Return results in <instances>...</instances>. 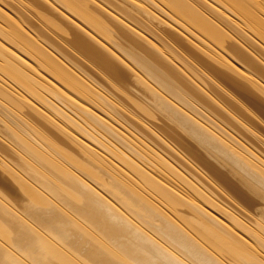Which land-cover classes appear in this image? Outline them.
<instances>
[{"label": "bare ground", "instance_id": "1", "mask_svg": "<svg viewBox=\"0 0 264 264\" xmlns=\"http://www.w3.org/2000/svg\"><path fill=\"white\" fill-rule=\"evenodd\" d=\"M260 76L264 0H0L2 157L62 205L23 184L31 224L0 219V264H264V154L240 135L264 138L210 96L264 100Z\"/></svg>", "mask_w": 264, "mask_h": 264}, {"label": "rangeland", "instance_id": "2", "mask_svg": "<svg viewBox=\"0 0 264 264\" xmlns=\"http://www.w3.org/2000/svg\"><path fill=\"white\" fill-rule=\"evenodd\" d=\"M48 31H49V33L51 35H54V38L57 39V36L59 38H62L61 36H59L53 30H48ZM179 35H180L181 38L187 39L183 35H181V34H179ZM82 49H83L82 47H80L78 49L77 48L71 49L72 51H70L68 53V57L73 59V60H75L87 74H91L95 78V80H97L98 74L94 71V68H93L94 65H91V66L86 65L85 62H88V60H87V58L85 56H83ZM172 49L176 51V46L173 45ZM177 55H178L177 57H178L179 60L188 59V56L186 54H184V53H181L180 51H178ZM187 76H188V74H187ZM260 77H261V81L264 82V77H262V76H260ZM108 79H110V78H108ZM110 80H112V79H110ZM101 81H103V80L100 79V82ZM104 82L105 81H103L101 83L105 84ZM113 82L115 84H117L116 86L121 87V88L123 86H126L125 84H118V82H116V81H113ZM222 83L226 84V82H222ZM121 85H123V86H121ZM227 85H231V84L227 83ZM227 85H224V86L219 85L220 87L217 86L216 88H211L210 96L213 99H215L217 101H221L224 104H226L231 109V113L237 119L241 120L253 132L258 133V134L260 133V136H262V138H264V100L260 96H258L257 94L250 92L248 89H246L244 87H243V90L248 93V98L246 100H243V99H241L239 93H237L235 91H232L229 88V86H227ZM250 96L253 97V98L256 97L255 99H258V100H260L262 102H259L258 105H257V104H255L253 102V100L250 98ZM236 101L240 105L237 106L236 105ZM211 112L214 113V114H212L213 116H215L216 118H218L221 121V126H223L226 130L232 131V132H234L235 134H238V135L240 134L239 132H237V130H239V129L231 121H229L227 118L224 119L222 116L218 117L217 115H215V114H218V112H216L214 110H211ZM161 118L163 119V121L166 124H168V121H166L164 119V117H161ZM175 132L176 133H174L173 131H169L168 130L164 134V137L167 140H169L170 142H172L173 144L177 145V146H181L180 144H178L179 140H181V139L187 140L190 143H192L194 145L192 147L198 146L193 141L189 140L182 132H179L177 130H175ZM44 133H42V135H44ZM47 134H50V133H47ZM240 137H241L242 141L243 142H247V144L250 145L251 148H253L254 150H256L259 153L261 152V154H264V150H262L261 147L258 144L254 143V142H251L248 139L243 138L241 135H240ZM190 151L193 152V150L190 147L182 149V152H184L185 154H187ZM9 153H11V152H9V150H6L5 148H3L0 145V161H1L0 162V214L1 215L0 216L2 217V218L0 217V219H2L4 222L11 223L14 220V218L16 219L17 217H21V218H24L28 223L31 224V222H29L24 216H22L23 214L28 213V211H29L28 207L31 204V202L29 201V196L26 195V193H24V191L22 189L23 184H29L30 186H32L35 189H37L39 192H41L43 195H45L48 198V199H46L44 197L46 201H50L53 204H58V203H56L53 200L55 195L52 194L46 188L47 187V184H46L47 181L44 179L43 176L41 178H37V179L32 178L31 177V173L29 172V169H30L29 167H27V166H25V165H23L21 163H18V162L16 163V162H13V161L3 160L2 155L5 158L6 156H9ZM68 153L71 155L70 152H68ZM200 154H201V152H200ZM191 161L192 162H197V161H195L193 159H191ZM204 163H207V161H205ZM198 165L200 167H203L200 163H198ZM33 169L41 170L42 175H43V170H42V167L40 165H35L34 164ZM205 174L207 175L206 176L207 177L206 178L207 181H205V184L207 185L208 184L207 182H209V180L211 181V185H209L210 182L208 184L209 188H210V186L212 187L213 184H215L214 186L216 187V190L218 189L216 191V194L219 195L220 198H221V196L223 198V196L224 195L226 196L227 194H228L227 195L228 197L230 195H232L231 192L228 190V188H225V186L222 183H219V180H218V182H216L217 178L214 177L213 174H211L210 172H205ZM208 177H209V179H208ZM212 180H215V182L212 181ZM214 186L212 188H214ZM218 187L219 188L221 187V188L219 189ZM212 190H215V188L212 189ZM219 192H220V194H219ZM223 192H226V193H223ZM228 197H225V198H228ZM225 198H223V199H225ZM58 205H61V204H58ZM253 212L254 211H252V214H253ZM8 213H10V216L13 219H10V220L7 219V218L10 217L8 215ZM5 215H7V216H5ZM12 215H15L16 217L15 216L13 217ZM69 217L73 219L72 216L69 215ZM8 223H6V224H8ZM230 223L231 224L227 223V221L225 222V224L227 226L232 228L233 227L232 222L230 221ZM68 251L73 252L71 249H68ZM72 258L75 260L74 261L75 264H79L80 263V259L76 260L73 256H72Z\"/></svg>", "mask_w": 264, "mask_h": 264}]
</instances>
